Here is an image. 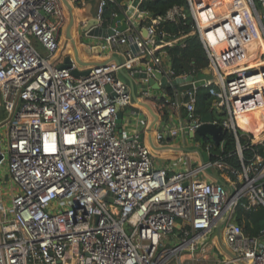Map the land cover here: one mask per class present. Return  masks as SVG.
I'll return each mask as SVG.
<instances>
[{
  "label": "built area",
  "instance_id": "2783aa9c",
  "mask_svg": "<svg viewBox=\"0 0 264 264\" xmlns=\"http://www.w3.org/2000/svg\"><path fill=\"white\" fill-rule=\"evenodd\" d=\"M69 1L77 10L85 4ZM142 1L126 17L125 31L95 41L101 53L89 61L87 75L74 76L80 67L73 57L68 68L55 65L67 21L61 1L0 0V108L6 115L0 167L16 191L0 211V264H183L182 257L264 264V230L248 235L235 219L237 210L264 208V152L257 151L264 150V51L229 62L219 39L205 35L230 23L246 32L245 40L264 46V0H186V8L175 6L151 24H142L148 17L139 10ZM109 3L118 5L101 0L95 27H110L118 15L104 25ZM188 16L187 35L155 28L162 21L186 26ZM189 35L198 37L205 70L214 78L203 85L215 96L210 124L233 137L235 151L228 157L236 156L237 168L225 165L210 138L195 135L204 124L196 97L176 84L188 75L176 76L164 59L165 47ZM119 73L132 79L140 102L164 105L166 117L152 108L158 143L182 136L197 148L162 165L137 135H120V108H134L129 120L144 128L152 117L134 103ZM139 73L147 77L134 79ZM155 73L166 79L164 86ZM257 134L262 137L255 141ZM224 218L221 240L231 256L216 242V225Z\"/></svg>",
  "mask_w": 264,
  "mask_h": 264
},
{
  "label": "trees",
  "instance_id": "16d2710c",
  "mask_svg": "<svg viewBox=\"0 0 264 264\" xmlns=\"http://www.w3.org/2000/svg\"><path fill=\"white\" fill-rule=\"evenodd\" d=\"M127 1L129 0H117L119 6L115 5L114 3H109L106 6L102 14L104 25H107L110 22L113 14H119L124 9H126ZM175 6L186 8V0H143L139 5V10L147 12L148 17L142 21V24H151V20H156V18L158 17L162 18V16H164L169 9ZM190 22L191 19L188 16L186 19V26H184L183 22L181 21H162L156 22L155 28L159 32L164 31L170 35L178 37L180 34L187 35V33L190 31ZM230 25V23L222 24L224 30L219 32L218 39L220 46L223 40L234 41L235 43L237 42L239 49L235 54L227 57L229 62H237L241 59L248 58L254 53V51H252V53L248 51L250 43L249 40H245L246 33H242L241 35L237 33L235 34V32L230 29ZM211 30L208 31L209 37H216ZM165 48L169 60L170 69L175 73L176 76H186L191 74L197 79H207L205 77H207L209 74H206L204 70L208 66V60L204 48L202 47L196 35H189L186 38L182 39L180 42L172 46H167ZM244 51H247L248 54L246 55ZM211 89L212 87H200L195 91V112L200 117L210 114L213 101L215 100V96L211 93ZM149 103L150 107L153 108V111L156 115H162V117L167 116L165 107L164 105H162V103ZM249 118H252V116H250ZM253 118H256V115H254ZM246 119L247 118H243L241 120L243 121V123H245L244 121ZM204 140L205 142H209L207 138H204ZM255 141H258V139H256ZM234 151L235 145L233 137L228 133H224L220 144L215 146V152L222 155L223 162L226 166L237 168L238 162L236 156L234 155L228 157L229 154L233 155ZM257 151L259 154H263L264 152V150L261 148H259ZM235 219H237V221L243 226L244 232L248 235L255 236L259 232L264 230V208L262 207H258L250 212L237 210V212L235 213Z\"/></svg>",
  "mask_w": 264,
  "mask_h": 264
},
{
  "label": "water",
  "instance_id": "95a60500",
  "mask_svg": "<svg viewBox=\"0 0 264 264\" xmlns=\"http://www.w3.org/2000/svg\"><path fill=\"white\" fill-rule=\"evenodd\" d=\"M61 1V4L64 6L66 12L69 14V19L66 24V30L64 34V44L62 45L61 50L64 51L65 46L67 43L70 44L71 49L73 50L72 55H68L64 57L62 65L58 66V69H64L69 67L70 58L73 57L74 60L77 63L78 67L84 68L83 72H79L78 69H75L72 71V75L79 76V75H87L88 68L93 65L92 62H89L92 58L97 57L101 53V49L98 44H95V41H99L108 37L113 36L116 32H123L127 29V24H125L126 17H129L133 14V10L138 6L139 0H133L132 2V8L129 9L125 14L120 13L117 16L113 17V20L109 24L110 27L108 28H99L96 26V20L95 17L97 15L99 5L101 0H85V4L79 8V10L74 9L72 3L69 0H59ZM75 2H80L82 0H74ZM105 9V7H103ZM78 17V30L80 33V38L84 39H90V42L85 43L84 46L76 44V42L73 40L71 36V30L74 27V21L75 17ZM143 35H145V32H143ZM90 44H93L90 46ZM95 44V45H94ZM80 56H82L83 61H80ZM87 61V62H85ZM112 61L116 64L119 63V59L116 56L112 57ZM205 73L208 74V71L205 70ZM125 79L128 81L130 88L132 89V98L135 103L142 104L150 113L152 117V124L150 125V132L153 128V126L156 125V115L153 113L152 108L144 102H140L135 95L133 91V81L132 79L128 78L125 74L121 73ZM145 73H139L134 76V79L139 78H146ZM154 77L156 80L160 81L161 86H164L166 84V79L159 74L155 73ZM205 83L204 79L196 80L192 75H188L186 78H178L176 79V84L180 86V90L182 92L190 91L192 96L195 95V91L203 87ZM149 86L152 87V89L157 90V86L155 84V81L153 78H150L148 80ZM108 90V89H107ZM124 111V108H120L118 115H117V123L118 127L121 120V112ZM211 115H205L201 117V121H203V125L199 127L195 135L201 138H210L213 144L218 145L219 142L222 139L223 131L220 127L212 126L211 123ZM142 135H140L137 139V141L141 144H143ZM187 151V150H186ZM219 181V180H218ZM224 219H220L216 225L215 229V235H216V242L220 248V250L224 251L228 256H231L225 249V246L221 240V230L222 226L225 222Z\"/></svg>",
  "mask_w": 264,
  "mask_h": 264
},
{
  "label": "crops",
  "instance_id": "0c3cea01",
  "mask_svg": "<svg viewBox=\"0 0 264 264\" xmlns=\"http://www.w3.org/2000/svg\"><path fill=\"white\" fill-rule=\"evenodd\" d=\"M132 2L133 1H128L127 11L132 8ZM135 9L133 10V14H134ZM67 20H68V18H67ZM65 27H66V25H65ZM230 29H232L234 31L232 25H230ZM223 30H224V27H223ZM235 31H236V29H235ZM236 33L241 35L242 33H246V32L244 30L238 28V32L236 31L235 34ZM209 38L211 39V37H209ZM60 41H61V38L59 40V46H60L59 56L61 57V59L59 62H57L58 60L57 61L55 60L56 66L59 64H62L64 57L69 55L66 53V51H67L66 49L68 48V46H70V44L67 43L64 51H62L61 50L62 43ZM228 42H230V44L233 47L229 44V46H231L229 49H226V50L223 49L226 57L232 56L239 49L237 42L236 43L234 41H228ZM251 42H252V40H249V43H251ZM244 53L246 55L248 54L247 51H244ZM164 59L167 60L168 56H164ZM111 62L115 63L112 60H111ZM79 72H83V69L80 68ZM119 75L123 80L127 81L121 73H119ZM157 94L158 93H156L155 95H157ZM135 104L138 105L137 103H135ZM133 110H134V108H129V109H124V111L121 112L122 116H121L120 124L118 127V132L120 135H137L138 137L140 135H142L143 136L142 137L143 143L151 148L152 158L154 159V161L156 163L165 165L166 164L165 159H170V158H173V157L181 154L183 149L188 150L189 145H190L189 140H185L182 136H179L177 139L167 140L162 144L158 143L155 140V136H154V131L156 130L158 125L156 124L155 126H153L151 132H150L149 128H150V125L152 124V119L149 120V124H148L147 128H144L141 125L140 126L136 125V123H133L129 120L130 112H132ZM261 117H262V122H263L264 121V112H263L262 116H260V118ZM0 125H1V123H0ZM1 127L2 126H0V128ZM253 132H257V129L255 127H253ZM0 142H1V139H0ZM0 147H1V143H0ZM162 154L164 156H158V155H162ZM15 192H16L15 187L11 183L9 175H7L6 169L4 167H0V211H3V209H6L10 205L11 200H12L11 198L14 196ZM203 261L204 260H199V261L192 260V262H191V260H188V261H184L183 264L184 263L185 264H195V263L203 264L202 263Z\"/></svg>",
  "mask_w": 264,
  "mask_h": 264
},
{
  "label": "rangeland",
  "instance_id": "374dc122",
  "mask_svg": "<svg viewBox=\"0 0 264 264\" xmlns=\"http://www.w3.org/2000/svg\"><path fill=\"white\" fill-rule=\"evenodd\" d=\"M185 13H187L188 14V11H187V9H185ZM66 17L69 19V14L66 12ZM67 22H68V20L66 21V24H67ZM229 24V23H228ZM65 30H66V27L65 28H63V30H62V34H61V43H63V36H64V34H65ZM206 35V38L207 39H210L209 38V35H208V32L205 34ZM71 36H72V38H73V40L76 42V44H78L79 45V43L80 42H85V43H88V42H90V39H82V38H80V33H79V30H78V17L76 16L75 17V21H74V27L72 28V30H71ZM234 39V38H233ZM250 47H249V49H248V51H250V53H252V51H254V53L257 51V50H259V49H262L263 51H264V46L262 45V42H257V41H255V40H252V42L250 43V45H249ZM67 51H66V53L67 54H73V50L71 49V47L70 46H68V48L66 49ZM80 58V61H83V58H82V56H80L79 57ZM81 68V67H80ZM83 69V68H82ZM205 78H207L209 81H212L213 82V80H214V78H212L210 75H208L207 77H205ZM137 87L135 86V92H137ZM5 113H4V111H3V109L2 108H0V123H2L3 121H4V119H5ZM5 128L4 127H1L0 128V139H1V142H2V145H1V147H0V150H4V151H6L5 149H6V147H5V144H4V135H5V130H4ZM197 143L195 142V141H193L190 145H189V148H188V150L190 151V150H193V149H196L197 148ZM158 156H164L163 154L162 155H158ZM191 156L194 158V159H196V155L195 154H193V153H191ZM205 159H206V157H205ZM198 161H199V159H198ZM213 242H214V238L212 237L211 238V240L209 241V243L210 244H213ZM170 245L171 246H174L172 243H170ZM175 263V259H172L171 260V263ZM203 264H217L216 263V260L214 259V258H211V257H209L207 260H204L203 262H202ZM176 264V263H175ZM185 264V263H184ZM195 264H199V263H195Z\"/></svg>",
  "mask_w": 264,
  "mask_h": 264
},
{
  "label": "bare ground",
  "instance_id": "6f19581e",
  "mask_svg": "<svg viewBox=\"0 0 264 264\" xmlns=\"http://www.w3.org/2000/svg\"><path fill=\"white\" fill-rule=\"evenodd\" d=\"M222 30H223V27L222 26H219V27H217L215 29H212L211 31H212V33L218 39L219 38V32H221ZM229 44H230V42H228L227 40H223L222 43H221V47H223L224 50L229 49L232 46L231 44H230L231 46H229ZM259 137H262V135L257 134V138L256 139L259 140L260 139ZM186 258L185 257H182V258L179 259V261L182 262V261H188V260H190L189 257H186ZM175 262H178V261L175 260ZM170 264H175V263L172 262Z\"/></svg>",
  "mask_w": 264,
  "mask_h": 264
},
{
  "label": "flooded vegetation",
  "instance_id": "af4514ba",
  "mask_svg": "<svg viewBox=\"0 0 264 264\" xmlns=\"http://www.w3.org/2000/svg\"><path fill=\"white\" fill-rule=\"evenodd\" d=\"M64 44V36H63V43H62V45Z\"/></svg>",
  "mask_w": 264,
  "mask_h": 264
}]
</instances>
